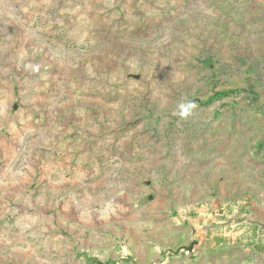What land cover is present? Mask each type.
<instances>
[{
    "label": "rangeland",
    "instance_id": "rangeland-1",
    "mask_svg": "<svg viewBox=\"0 0 264 264\" xmlns=\"http://www.w3.org/2000/svg\"><path fill=\"white\" fill-rule=\"evenodd\" d=\"M0 264H264V0H0Z\"/></svg>",
    "mask_w": 264,
    "mask_h": 264
},
{
    "label": "clouds",
    "instance_id": "clouds-1",
    "mask_svg": "<svg viewBox=\"0 0 264 264\" xmlns=\"http://www.w3.org/2000/svg\"><path fill=\"white\" fill-rule=\"evenodd\" d=\"M183 114V113H182Z\"/></svg>",
    "mask_w": 264,
    "mask_h": 264
}]
</instances>
